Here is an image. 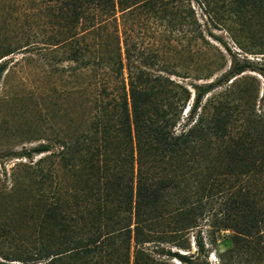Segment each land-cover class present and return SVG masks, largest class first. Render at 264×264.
Segmentation results:
<instances>
[{
    "label": "trees",
    "instance_id": "16d2710c",
    "mask_svg": "<svg viewBox=\"0 0 264 264\" xmlns=\"http://www.w3.org/2000/svg\"><path fill=\"white\" fill-rule=\"evenodd\" d=\"M29 1L48 30L50 133L20 154H45L26 169L30 184L0 192V238L15 245L2 259L168 264L155 254L189 249L206 220L213 234L230 231L226 244L264 246V108L260 86L236 78L264 77V67L234 60L217 80L192 84L188 106L191 70L177 61L208 42L187 0ZM196 1L210 25L246 33L264 54V0ZM19 49L0 51V78ZM230 81L208 113L205 97ZM195 241L204 252L201 230Z\"/></svg>",
    "mask_w": 264,
    "mask_h": 264
},
{
    "label": "rangeland",
    "instance_id": "374dc122",
    "mask_svg": "<svg viewBox=\"0 0 264 264\" xmlns=\"http://www.w3.org/2000/svg\"><path fill=\"white\" fill-rule=\"evenodd\" d=\"M188 2L195 10L197 20L208 42V44L203 41L198 42L203 47V54H196L189 60L187 56H184L177 61L179 63L187 61L191 70V78L185 81L192 91V98L188 105L191 106L194 97L192 84H206L217 80L229 70L234 60L239 62L249 60L258 68L264 67V54H255L259 51L250 48L246 33L243 34L240 31L233 35L226 27L210 25L198 2L187 0L186 3ZM29 4V0H0V51L4 48H20L2 60L3 63L8 64L7 71L0 78V192L3 193L10 191L16 183L25 187L30 184L26 169L34 167L45 154L35 155L32 160L20 154L45 143L50 133L51 104L48 94L52 85L47 73L45 48L48 30L42 23L44 17L40 21L34 17ZM255 27L258 29L260 23L258 26H253V29ZM150 36L145 37L146 45L155 42V38ZM241 45L246 47L243 49ZM222 64L226 67L217 71V66ZM209 74L213 76L208 80L196 79L204 78ZM236 78L238 82L251 78L248 80L249 84L260 86L256 110H263L264 77L257 72L247 71ZM231 83L232 81L222 85L205 97L202 106L208 109V113L211 109L209 105L211 99L227 91ZM56 84L59 88L63 87L60 81ZM59 104H63V100L59 101ZM209 225L207 220L202 221L200 229H195L189 235L191 244L189 249L183 250L172 245L162 247L166 252L187 255L193 264H264V246H231L222 239V235L229 236L230 231L221 233L216 231L213 234ZM23 230V233L28 236L30 229L26 227ZM199 230L202 231L205 242V250L202 253L198 251L195 241ZM13 245L10 241L0 238V255L2 252L12 251ZM166 252L154 254L168 264H183ZM0 262L6 261L0 256ZM6 263L21 264L20 262Z\"/></svg>",
    "mask_w": 264,
    "mask_h": 264
}]
</instances>
